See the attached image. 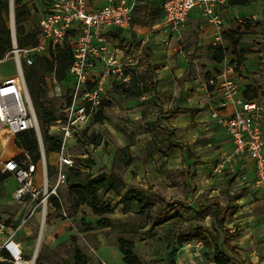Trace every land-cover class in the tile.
I'll list each match as a JSON object with an SVG mask.
<instances>
[{"label":"rangeland","instance_id":"obj_1","mask_svg":"<svg viewBox=\"0 0 264 264\" xmlns=\"http://www.w3.org/2000/svg\"><path fill=\"white\" fill-rule=\"evenodd\" d=\"M7 1L8 9L0 5V11L11 30L15 23L16 42L12 40V46L3 55L0 46V81L18 76L14 46H27L26 41L31 40L27 35L37 31L42 14L38 0H13V4L12 0ZM161 1L163 3V0H140L132 26L134 22H143L140 15L153 14L149 9ZM16 10L24 15L17 17ZM239 23L242 25L236 35L238 46L224 38L207 44L200 52L199 37L192 32L187 40L174 41L169 48V58L153 59L152 68H148L143 52L129 67V80L109 86L105 120L97 121L95 117L76 141L70 140L69 151L79 172L72 171L60 191L67 216L54 210L43 222L44 215L40 211L23 225L25 206L15 198L14 176L0 182V260H5L1 253L7 249L17 264L13 249L20 248L23 257L34 260V264H74V249L78 245L89 256V264H101L100 251L110 264H127L116 246L101 249V245L118 246L119 238L123 237L135 242L137 254L147 264H214L213 248L199 239L180 244L178 235L196 225L212 226L215 223L212 205L218 201L235 207L226 223L231 231L239 232L231 243L238 245L239 253L247 262L264 264V189L257 184L251 159L243 164L236 158L228 160L232 145L227 129L217 124L204 93H197L196 86L201 73L205 79L211 78L213 73L210 70L198 72L196 57H203L201 63L206 67L211 64L209 60L216 65L214 55L221 46L228 49L222 62L240 65L252 58V63L264 67V39H253L257 22L244 17ZM17 26L23 27L21 35ZM23 62L44 141L45 130L55 131L51 127L54 120L43 126L39 114L42 111L46 120L52 114L60 115L68 94L67 82L57 79L43 58L32 65ZM154 72L156 92L138 97L122 92L120 85L135 88L142 75ZM29 78L34 88L29 86ZM260 92L264 91L259 89L258 96ZM254 93L251 91L250 95ZM195 111L197 115L193 117ZM200 116H204L206 122H200ZM185 117L190 120L185 122ZM157 119L162 120L163 126L154 124L148 128V123ZM213 130L215 132H211ZM2 136L0 131L1 150ZM170 137L186 146H174ZM18 147L16 139L10 141L4 157L13 150L18 153ZM52 159V154L46 155L50 179L57 173ZM130 159L132 163L128 164ZM2 167L0 163V171ZM112 171L118 176L114 177L112 188L100 190V201L115 206L114 213L99 215L87 203L74 205L70 186L76 178ZM40 180L39 171L37 181ZM131 185L145 188L147 199L142 205L133 203L129 207L119 202ZM104 218H109L112 224L104 226L101 223ZM44 226L49 228V233L44 234L40 250L33 259Z\"/></svg>","mask_w":264,"mask_h":264},{"label":"built area","instance_id":"obj_2","mask_svg":"<svg viewBox=\"0 0 264 264\" xmlns=\"http://www.w3.org/2000/svg\"><path fill=\"white\" fill-rule=\"evenodd\" d=\"M38 1L42 5L36 31L38 42L36 45L14 46L19 74L0 81V131L5 140L3 145L6 147L21 133L35 129L42 154V164L35 161L32 153L26 149L8 158L0 156L3 171L11 172L17 180L15 198L25 205L23 225L40 211L44 215L43 221L54 210L68 215L62 206L60 191L67 182L70 169L77 168L75 158L69 151L70 145L95 119L106 101L109 86L120 80L128 81L129 67L136 63L134 56H119L121 47H113L109 39L111 33L130 28L139 0H106L99 7L93 6V0ZM227 1L163 0L162 9L166 23L178 31L187 25L192 12L198 9L216 25L218 40L223 41L222 29L226 22L218 8ZM67 45L72 49L74 62L64 79L68 87L65 103L51 125L55 131L49 132L57 134L62 140L55 165L57 173L50 179L45 146L24 75L23 61L32 65L38 55H51L58 47ZM227 70L235 72L236 66L230 65ZM206 84L216 87L219 92L218 110L229 105L240 106L232 114L222 116L216 111L215 116L227 129L233 143L228 160L249 156L254 163L257 184L264 189L263 107L254 99H246L244 91L234 79L227 78L220 83L217 77H211ZM39 171L40 182L37 181ZM57 201L61 206L57 205Z\"/></svg>","mask_w":264,"mask_h":264},{"label":"trees","instance_id":"obj_3","mask_svg":"<svg viewBox=\"0 0 264 264\" xmlns=\"http://www.w3.org/2000/svg\"><path fill=\"white\" fill-rule=\"evenodd\" d=\"M231 2L245 4L246 2H248V0H231ZM0 5L8 9L9 2L7 0H0ZM16 14L17 17H21L24 15L22 11L17 10ZM17 31L18 35H21L23 33V27L17 26ZM238 31L239 29L224 31L223 36L224 38H227V40H229L234 46H238L239 39L236 37ZM27 36L31 38V40L26 41L27 45L37 44V32H32ZM12 40V30L8 26L0 11V46L2 55L5 53L7 48L12 46ZM218 48L219 50H216L214 58L216 61L222 62L227 55L228 49L223 46ZM145 50L146 63L148 64V68H152V52L149 45H145ZM39 58L44 59L47 68L50 71H53L56 75V78L59 80H64L67 77L68 69L74 62L72 49L68 45L65 47H58L56 50L52 51L51 55H38L34 64ZM30 84L33 86V83L29 78V86ZM120 87L122 89V92L132 97L141 96L146 92H156L157 81L155 80V72L150 73L148 76L142 75L138 82V85L135 88H131L130 86L127 87L124 84L120 85ZM251 91H255V93L253 95H250ZM258 91L259 87L250 85L244 90V96L246 99L253 100L258 96ZM104 108L105 102L96 115L97 121L105 120L106 117ZM196 114L197 111L193 112V117H195ZM39 117L43 126L46 125V122L53 121L57 118L56 115L52 114L49 120H46L43 117L42 111L41 114H39ZM154 124L163 126V122L161 119L149 122L147 126L148 128H151ZM43 137L46 155H48L50 152H59L61 150L62 140L59 136L52 135L48 130H45L43 132ZM16 140L19 148L29 150L32 153L33 159L35 161L38 162L41 160L42 154L40 150L39 139L35 129H31L29 131L21 133ZM170 140H172L171 142L174 146H186L185 143L174 141L171 137ZM127 163H132V159L128 160ZM72 171H78V168H71L70 173ZM12 175L13 174L9 171H0V182L6 180ZM116 176H118L117 173L112 171L110 174L101 173L96 176L87 175L84 178H76L70 186V194L73 198L74 205L76 207H79L80 205L87 203L93 208L94 212L99 215L114 213L115 206H112L111 204L105 205L101 203L100 190L102 188H105L107 190L112 188L114 177ZM146 199L147 195L145 194L144 187H141L140 185H131L128 191H126L122 195L119 202L124 203L130 207L133 203L142 205L146 201ZM57 205L61 206V203L57 201ZM212 206L214 208L213 217L215 218V223L212 226L196 225L185 232H181L178 235L179 243L184 244L186 242L199 239L206 246L213 248L214 264H255L254 262H247L239 253L238 245L231 243V240L238 236L239 232L237 230L231 231V229L226 226V223L229 220L230 212L235 209V207L231 205L224 206L218 201L214 202ZM101 223L104 224V226L112 224L109 218L102 219ZM118 247L123 253L124 260L127 264H147L137 254L134 241L121 237L118 240ZM1 254L5 257V260H0V264H14L15 259L7 249H3ZM65 262L67 263L68 261L66 260ZM74 264H89V256L78 245H76L74 249ZM101 264L105 263L101 260Z\"/></svg>","mask_w":264,"mask_h":264},{"label":"crops","instance_id":"obj_4","mask_svg":"<svg viewBox=\"0 0 264 264\" xmlns=\"http://www.w3.org/2000/svg\"><path fill=\"white\" fill-rule=\"evenodd\" d=\"M105 3L106 0H93V6L99 7L104 5ZM139 3L140 0L138 2V5ZM161 4L162 1L159 5H156L152 7V9H149V12L152 13L154 12L153 14L146 13V15L145 14L140 15L139 18H142L143 22L141 23L134 22L133 26L131 24L130 28L120 29L118 31L111 33L109 39L110 44L113 47L117 45L121 47L120 51H118L119 56H125L127 54L130 56H134L138 60L141 58L143 52L146 56L145 45L147 44L149 45L152 52L151 62L153 61V59L154 61L163 60V59L165 60L170 57L171 51L169 50V48L171 47V45L174 44V41L176 39L181 40L182 38H183L182 40H187V37L192 32H194L195 35L199 37L198 47L200 48L198 51L200 52H203L207 44H213L219 42L218 31H217L218 29L216 25L210 22L206 17H204L198 9L192 12L191 19L189 20L187 25L180 31L175 32L176 30L172 29L170 25L166 23ZM159 6H161L160 11H158L157 9L160 8ZM218 10L221 12L226 22V26L222 29L223 32L230 30H237L240 27V25H242V23L238 24V22L244 20V17H251L252 20H255L257 22L255 23L256 25L255 29H257V33L253 35V39H258V40L264 39V0H248V2H246L245 4L232 3L231 0H229L225 4L220 5ZM134 18H136L135 13H134ZM236 25H238V27H236ZM132 33L134 34L133 37H131ZM195 50H197V48ZM196 58L199 60V63H197L198 66L197 71L198 72L200 71L204 72L205 70L213 71L211 77H217L220 83L225 79L229 78V79H234L239 84L242 91H244L246 87L250 85L257 86L259 87V89L264 91V67H262V65H255L254 63H252L251 60L252 58H250L247 61L245 60L244 62L242 61L240 65H238L237 63L227 64L226 61L220 63L218 62L215 65L213 64V62L209 60L211 64L208 63L209 64L208 67H206L205 65H203V63H201L203 57L201 58L196 57ZM230 65L236 66L235 72L231 73L227 70ZM215 68H217V70H215ZM258 75L260 76L259 78ZM202 77L203 76L201 73L198 76L199 79L197 80L198 82L196 85L197 93L200 92L204 93L203 95H205L204 97H206V100L208 101V104L213 112V118L215 120H218L217 124L221 125L218 117L215 116L216 111H218L219 114L224 116L227 114L234 113L240 108V106L229 105L226 108H222L218 110L219 92L216 87L208 86L206 84L207 79ZM254 100L257 101V103L261 107H263L262 123L264 127V92L263 93L260 92L259 96L256 97ZM204 118H205L204 116H200L199 118L200 122L203 121L206 122V119ZM184 120L185 122H188L190 119L185 117ZM211 132H215V131L213 130ZM3 144L4 143L1 142L2 150L0 149V155L2 157H4L7 154L6 147ZM231 145H232L231 146V152H232L233 151L232 140H231ZM18 149L20 150L18 153H20L22 149L19 147ZM16 154L17 153H14L13 150L10 154H8L9 156L4 158H8ZM50 154H52L53 156L52 164L56 165L59 158V153L50 152L49 155ZM247 159H251V158L247 155L236 158L237 162H240L242 164ZM252 165L254 169L253 161H252ZM15 184L17 188L18 183L16 179L12 180V185ZM111 246L113 247L116 246V251L119 254L120 249L117 245H109V244L105 246L101 245L102 247L101 249L104 250L106 248H110ZM100 253H101L102 261L106 264H110L108 260L104 258V256H102V251H100ZM119 256L120 257L122 256L121 253Z\"/></svg>","mask_w":264,"mask_h":264},{"label":"bare ground","instance_id":"obj_5","mask_svg":"<svg viewBox=\"0 0 264 264\" xmlns=\"http://www.w3.org/2000/svg\"><path fill=\"white\" fill-rule=\"evenodd\" d=\"M1 142L2 143L5 142L4 136H2ZM46 233H49V228H47V226H44L43 232L38 236L36 247H35L34 254H33V259L38 254L40 247H41V244H42V241H43V238H44V234H46ZM18 247H19V245H18ZM14 253L16 255L17 264H34V260H27L23 257V251L20 248L14 249Z\"/></svg>","mask_w":264,"mask_h":264},{"label":"water","instance_id":"obj_6","mask_svg":"<svg viewBox=\"0 0 264 264\" xmlns=\"http://www.w3.org/2000/svg\"><path fill=\"white\" fill-rule=\"evenodd\" d=\"M12 4H13V0H12ZM13 14H12V19H13ZM12 33H13V40L14 42H16V33H15V28L12 29Z\"/></svg>","mask_w":264,"mask_h":264}]
</instances>
